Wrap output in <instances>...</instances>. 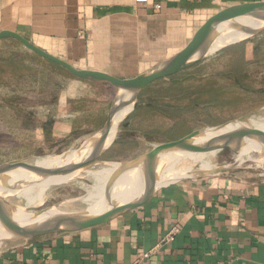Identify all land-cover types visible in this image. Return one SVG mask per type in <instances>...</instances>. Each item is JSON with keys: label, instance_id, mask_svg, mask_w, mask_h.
Instances as JSON below:
<instances>
[{"label": "crops", "instance_id": "0c3cea01", "mask_svg": "<svg viewBox=\"0 0 264 264\" xmlns=\"http://www.w3.org/2000/svg\"><path fill=\"white\" fill-rule=\"evenodd\" d=\"M253 1L262 0H0V31L78 68L130 78L180 51L222 9ZM174 227V239L140 264H264V174L179 181L107 223L0 245V264H132Z\"/></svg>", "mask_w": 264, "mask_h": 264}, {"label": "rangeland", "instance_id": "374dc122", "mask_svg": "<svg viewBox=\"0 0 264 264\" xmlns=\"http://www.w3.org/2000/svg\"><path fill=\"white\" fill-rule=\"evenodd\" d=\"M171 53H152L147 63L153 65ZM116 90L108 82L72 75L15 39L0 40V163L61 157L78 148L103 126ZM252 110H257L254 119H264V32L227 45L197 65L148 86L104 159L130 160L157 144ZM235 159L230 150L211 149L197 155L192 171ZM101 167L84 171L71 183L51 186L39 210L57 203L61 211L87 210L83 199L93 186L102 184L90 172ZM233 170L264 174V164L245 162ZM129 185L130 181L125 186ZM9 200L27 207L23 198L12 195Z\"/></svg>", "mask_w": 264, "mask_h": 264}, {"label": "water", "instance_id": "95a60500", "mask_svg": "<svg viewBox=\"0 0 264 264\" xmlns=\"http://www.w3.org/2000/svg\"><path fill=\"white\" fill-rule=\"evenodd\" d=\"M234 29L242 30L246 36L225 46L263 33L264 0L234 4L222 9L205 22L180 51L130 78L119 77L108 72L80 69L45 51L16 31L1 30L0 40L15 39L25 48L57 66L65 68L72 75L95 82H108L117 90L103 126L90 138L83 141L78 148L64 152L71 153L72 158L69 161L51 166L38 165L29 162L27 158L0 163V186L6 191L0 192V224L8 234L7 238L0 239V245L5 242L26 241L51 234L88 229L107 223L137 208L168 185L182 180L227 172L245 162L264 164V130L254 128L249 124L257 110L249 111L221 124L192 130L178 139L157 144L149 151L130 160L117 162L104 159L115 142L122 124L136 110L142 92L154 82L169 79L205 60L209 56V48L218 36ZM227 126L230 127L226 129ZM222 129L225 130L220 132ZM251 145L257 147L251 148ZM211 149L230 150L236 159L227 165L192 171L187 175L180 174L178 177L158 184L162 170L173 155L184 151L197 153ZM112 164H117L112 176L113 184L99 208L61 211L58 209L59 204L57 203L53 207L40 210L39 206L26 207L28 212L37 210L32 214V217L36 216L35 218L18 220L14 217L13 212L18 208V205L9 200L13 191L40 183L52 176L74 173L75 178L97 165ZM132 172L135 173V179L130 181L134 191L131 192V196L127 200L119 201L115 198L117 186L118 184L120 186L122 177ZM13 174H17V176L14 177ZM52 208H57L59 211L43 218L40 217Z\"/></svg>", "mask_w": 264, "mask_h": 264}, {"label": "bare ground", "instance_id": "6f19581e", "mask_svg": "<svg viewBox=\"0 0 264 264\" xmlns=\"http://www.w3.org/2000/svg\"><path fill=\"white\" fill-rule=\"evenodd\" d=\"M246 36V33L242 30H228L225 33H222L218 38L212 43L211 47L208 50V55L214 54L216 51L224 47L226 44L230 42H234L240 40ZM262 119V118H261ZM252 127L264 130V119L258 120L252 117L250 123ZM230 126H227L229 128ZM225 129H222L220 132H223ZM113 137V136H112ZM85 141V140H83ZM81 143V142H80ZM76 147V145H75ZM251 147H257L256 145H251ZM210 151V150H208ZM206 152H190L184 151L173 155L167 164L165 165L164 169L162 170L160 177L158 179V184L164 183L169 179L174 177H178V175H187L188 173L192 172V164L195 163L197 155H204ZM72 158L71 153H64L61 157H38L34 162L35 164L42 165V166H51L55 164L65 163ZM117 164H112L108 166H102L101 168L90 172L92 179H102V184L100 186H93L92 189L89 191L88 195L83 199L84 202L88 205L89 209H97L103 203V200L106 196L107 191L111 188L113 184L112 176L116 170ZM13 176H17V174H13ZM75 174H67V175H56L50 178L43 180L40 183L33 184L28 186L24 189H20L17 191H13L11 195H15L17 197L23 198L25 200L27 207H35L40 206L44 199L46 191L54 184H62L71 182L74 179ZM135 173L132 172L130 174L125 175L123 180L118 184L117 190L115 192V198L119 201H125L131 196L132 190V182L131 179L134 180ZM130 181L129 186H125L127 182ZM0 192H6L0 186ZM82 197V196H81ZM87 208V209H88ZM59 211L57 208H52L48 210L46 213L42 214L40 217L48 216L51 213H55ZM33 212H28L22 206H18L13 212V215L18 220L22 219H29L32 217ZM36 217V216H35ZM32 217V218H35ZM8 234L6 233L5 229L0 224V239L7 238Z\"/></svg>", "mask_w": 264, "mask_h": 264}, {"label": "built area", "instance_id": "2783aa9c", "mask_svg": "<svg viewBox=\"0 0 264 264\" xmlns=\"http://www.w3.org/2000/svg\"><path fill=\"white\" fill-rule=\"evenodd\" d=\"M135 1L136 3L145 4V5H149L151 3V0H135ZM161 8H162V5L160 3L154 4L155 10H160ZM177 231H178V228L174 227L172 230L166 233L153 248L141 254L132 264H140L143 260L157 253L160 250V248H162L163 246H166L168 243H170L174 239Z\"/></svg>", "mask_w": 264, "mask_h": 264}, {"label": "trees", "instance_id": "16d2710c", "mask_svg": "<svg viewBox=\"0 0 264 264\" xmlns=\"http://www.w3.org/2000/svg\"><path fill=\"white\" fill-rule=\"evenodd\" d=\"M115 142H116V140H115ZM115 142H114V143H115Z\"/></svg>", "mask_w": 264, "mask_h": 264}]
</instances>
